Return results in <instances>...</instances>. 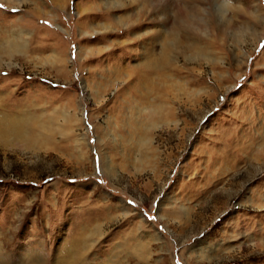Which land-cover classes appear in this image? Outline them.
I'll return each mask as SVG.
<instances>
[{"label":"rangeland","instance_id":"1","mask_svg":"<svg viewBox=\"0 0 264 264\" xmlns=\"http://www.w3.org/2000/svg\"><path fill=\"white\" fill-rule=\"evenodd\" d=\"M16 38L0 128L44 141L0 146V257L264 264V0H0ZM149 75L176 93L148 130Z\"/></svg>","mask_w":264,"mask_h":264},{"label":"bare ground","instance_id":"2","mask_svg":"<svg viewBox=\"0 0 264 264\" xmlns=\"http://www.w3.org/2000/svg\"><path fill=\"white\" fill-rule=\"evenodd\" d=\"M221 7H223V6H221ZM182 20H183V23H184V25H185L186 28H190L192 26L191 16H190L189 13H187V12H186V14L184 13V17H183ZM260 23H262V22L260 21ZM6 42H8V41L6 40ZM174 42H175V40L173 39V42L170 41L169 43L172 46H174ZM21 43L22 42L20 40H18V38H16L15 40L12 41L11 44H8V47L6 49L3 47L2 44H0V58L3 57V56H8V58H9V57H11L13 55L14 52L15 53H18L19 51H22L23 46L20 45ZM164 53H166V52L163 50V53L160 54V58H162V60H164L166 58V54H164ZM158 61H159V59L156 61L155 64H157ZM140 76L141 75H138V77L136 78L137 82H138V80H141ZM142 76H143V79L144 78H148V75H142ZM155 77H157V75L156 76L149 75V78L151 80V86H150V89L148 91L150 93H153L155 95V97H154V99H152V101L151 100L149 101L148 99H145V103L144 104H147L148 107L147 108H144V109L148 110L149 112L146 113V115H143L142 118L139 119L140 121L145 122L144 124H146V123L149 124V126L147 127V129L148 128L149 129L150 128H156L157 126L154 127L155 125H157L156 123H160V122L167 123V121H166L167 119H165L166 117H168V116H170V117L175 116L173 114V111L170 110V108L167 105H163V100L161 98L160 93H163V94H166V93L168 94L169 92L176 93V92H174L176 90V87H175L176 85L171 84L173 82L170 83V80H167L168 77H166L165 75H162V78H160V77L155 78ZM176 83L177 82H175V84ZM168 88H170V89H168ZM178 91H179V89H178ZM36 128L37 127H35L33 125H28V124H14V125H12V126H10L8 128V131H5V130H3V129L0 128V146H2L5 149H7V147H9V146L10 147H14L15 145H17V146L20 147V149H25V150H28L29 151L32 147H35L38 144H42L43 141H44L42 139H37V138L32 139L29 136L26 137V135L24 134V133H32V134H34ZM210 141H209L210 144H211L210 148H212V146L215 143H214L213 140H210ZM259 142H261L259 144V147H261L260 149H262L264 151V133L260 137V141ZM206 147L208 149V146H206ZM208 150L210 151V154H211V150L212 149H208ZM233 152H235V151H233ZM218 153L219 152H214L213 153V155H215L214 157H216V155H218ZM236 154H237V151L234 153V155H236ZM218 156L220 158V160H218V161H221V162H224L225 161L224 160L225 157H226L225 155H218ZM211 162H212L210 164L211 166L214 163H216V162H213V161H211ZM252 230H254V229H252ZM249 233L250 234H249L248 237L250 239H252V241H253L254 244H256L255 243V238H256L255 232L253 231V232H249ZM74 242H76L78 244H74V245H72V247L75 248V249H79V250L77 252H75V253H67V254L63 255L56 262H54V264H87V262L86 263H84V262L82 263L81 260L79 259L80 256H84L86 254V249H85L86 244H83L82 243L83 242L82 237L75 239ZM228 247H230V245ZM61 253H63V252L60 251V254ZM39 257L37 256V254L36 255H33L32 258L30 257V259L32 261V262L30 261L31 264H45V263L39 261L40 260ZM0 264H9V263L5 260V258L3 256H1L0 257ZM99 264H101V263H99Z\"/></svg>","mask_w":264,"mask_h":264}]
</instances>
